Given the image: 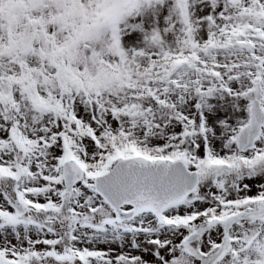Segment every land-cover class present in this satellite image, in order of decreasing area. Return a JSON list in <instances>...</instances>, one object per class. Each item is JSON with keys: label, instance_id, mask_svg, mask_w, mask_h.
Masks as SVG:
<instances>
[{"label": "snow or ice", "instance_id": "obj_1", "mask_svg": "<svg viewBox=\"0 0 264 264\" xmlns=\"http://www.w3.org/2000/svg\"><path fill=\"white\" fill-rule=\"evenodd\" d=\"M147 3L99 76L89 0H0V264H264V0Z\"/></svg>", "mask_w": 264, "mask_h": 264}, {"label": "clouds", "instance_id": "obj_2", "mask_svg": "<svg viewBox=\"0 0 264 264\" xmlns=\"http://www.w3.org/2000/svg\"><path fill=\"white\" fill-rule=\"evenodd\" d=\"M89 7L101 13L98 23L87 30L80 41L78 51L81 58L86 54L87 61L81 60L82 66H86L88 71L99 76H106L107 73L102 69L99 61L115 60L111 44L104 39L105 35H111L116 30L123 28L126 24L136 21H143L149 11L147 0H89ZM80 24L79 17L72 21ZM95 52V59L92 53ZM115 84V80L110 81Z\"/></svg>", "mask_w": 264, "mask_h": 264}, {"label": "rangeland", "instance_id": "obj_3", "mask_svg": "<svg viewBox=\"0 0 264 264\" xmlns=\"http://www.w3.org/2000/svg\"><path fill=\"white\" fill-rule=\"evenodd\" d=\"M165 12H166V9H162L161 11H160V13H159V15H164L165 14ZM153 18V14L151 13V12H149L145 17H143L142 19H143V21H147V20H149V19H152Z\"/></svg>", "mask_w": 264, "mask_h": 264}]
</instances>
